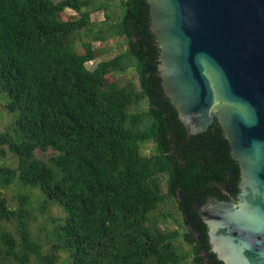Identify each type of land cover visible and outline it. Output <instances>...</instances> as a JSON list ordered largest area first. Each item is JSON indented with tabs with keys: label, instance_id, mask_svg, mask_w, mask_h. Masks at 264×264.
Segmentation results:
<instances>
[{
	"label": "trees",
	"instance_id": "1",
	"mask_svg": "<svg viewBox=\"0 0 264 264\" xmlns=\"http://www.w3.org/2000/svg\"><path fill=\"white\" fill-rule=\"evenodd\" d=\"M113 6L116 19L92 20L93 11ZM68 9L78 17L64 19ZM150 25L147 0H0V97L13 118L0 131V254L16 264H29L32 256L33 264H54L57 252L69 264H181L188 257L194 264H224L209 253L204 230L196 236L188 224L181 223L184 232L147 227L155 210L170 218L163 210L171 202L181 218L191 195L220 197L207 191L215 183L236 189L240 174L231 173L236 162L217 121L186 141L164 95ZM83 36L93 42L123 38L127 50L89 70L95 52L91 42L77 51ZM128 68L137 73L136 90L108 78ZM144 102L147 109H141ZM147 144L148 157L142 154ZM213 144L220 151L216 171ZM203 147L209 148L200 152ZM38 152L51 154L43 159ZM195 153L205 164L180 161ZM10 155L13 162L4 164ZM35 189L43 198L37 205L27 191ZM50 202L63 217L50 235L54 244L43 246L31 239L29 222ZM12 221L16 236L1 225Z\"/></svg>",
	"mask_w": 264,
	"mask_h": 264
},
{
	"label": "water",
	"instance_id": "2",
	"mask_svg": "<svg viewBox=\"0 0 264 264\" xmlns=\"http://www.w3.org/2000/svg\"><path fill=\"white\" fill-rule=\"evenodd\" d=\"M158 73L187 138L217 118L241 169L238 201L197 209L224 264H264V0H147Z\"/></svg>",
	"mask_w": 264,
	"mask_h": 264
},
{
	"label": "rangeland",
	"instance_id": "3",
	"mask_svg": "<svg viewBox=\"0 0 264 264\" xmlns=\"http://www.w3.org/2000/svg\"><path fill=\"white\" fill-rule=\"evenodd\" d=\"M55 2L60 1V0H54ZM99 2V4L102 3H112L113 5L115 4L116 0H95ZM93 5L96 6V4L93 3ZM119 12L118 9L113 6L111 11H104V10H96L92 12L91 18L93 21H103V20H109L112 21L113 19H116L118 16ZM62 17L64 19H69V18H74L78 17V14L73 11V10H66L63 14ZM109 17V18H108ZM91 42V46L95 52V57L92 61L88 62L86 64L87 68L89 70H93L99 63L103 61H108L116 56H119L123 54L127 50V45L126 42L123 38H110L107 41L104 42H93L91 38L83 36L79 37L77 40V51L82 53L83 52V43ZM108 78L110 81H115V83L119 87H124L127 89H137L138 88V77L135 69L133 68H128L126 71H113L108 75ZM2 98L0 97V131H4L8 125H10L11 120L13 119L10 114L5 112L2 106ZM135 106L131 107V111H133ZM141 109H147L146 102H144L141 105ZM152 153V144H147L142 152L144 156H150ZM51 154V152H38L36 153V156L39 158L46 159L48 156ZM13 162V159L10 156L8 158H5L3 160L4 164H10ZM162 181L163 187L166 185V181ZM32 194V199L35 201V205H37V202H42L43 198L41 196V193L39 190H27ZM171 203L168 204V207L164 209V214H170V218L164 219L161 217L162 211L160 210H155L148 221L147 227L152 228V227H157L160 230H173V229H179L180 232H184L185 228L181 226L182 220L180 218V214L178 209L176 208L175 205H171ZM13 206L16 204L13 203ZM32 217L34 218L33 221L29 222V230L31 234V239L33 240H39L43 246L47 243H53L55 240H52V237L50 236L51 233L53 234V229L56 227V219L58 220L59 218L63 217V212L60 206L57 204H54L50 202L47 207L44 210H39V211H34L32 214ZM4 228L7 229L11 234L16 233V223L14 221L4 223L2 222L1 224ZM183 225V223H182ZM177 245L183 246L182 248L189 250V247L184 245L182 240L177 241ZM53 253V251H50ZM55 254V253H53ZM54 264H69V258L67 255H64L60 252H57L55 254V259H54ZM0 264H16L14 261H12L8 256H6L4 253L0 254ZM29 264H33V256L31 257V261ZM181 264H194L193 258L188 257L183 263Z\"/></svg>",
	"mask_w": 264,
	"mask_h": 264
},
{
	"label": "flooded vegetation",
	"instance_id": "4",
	"mask_svg": "<svg viewBox=\"0 0 264 264\" xmlns=\"http://www.w3.org/2000/svg\"><path fill=\"white\" fill-rule=\"evenodd\" d=\"M166 111V110H164ZM176 111V110H175ZM178 115V113H177ZM179 119V117H178ZM180 121V119H179ZM218 122L217 118L215 119V121L213 122V124L215 122ZM219 123V122H218ZM180 124L183 125L180 121ZM212 124V125H213ZM211 125V126H212ZM220 125V124H219ZM210 126V127H211ZM184 127V125H183ZM209 127V128H210ZM221 127V126H220ZM208 128V129H209ZM185 129V127H184ZM222 129V128H221ZM186 131V129H185ZM208 130H206L205 132H207ZM223 131V130H222ZM205 132H202V133H205ZM202 133H199V134H202ZM197 134V135H199ZM224 135V133H223ZM186 136H187V133H186ZM196 136V135H194ZM193 137V136H192ZM225 138V137H224ZM191 139V138H190ZM190 139H186L187 142L190 141ZM226 140V139H225ZM227 141V140H226ZM206 148H209V147H203L200 149V152H202L203 150H207ZM194 151H196V148H193ZM210 150H213V158L215 159L214 160V163L215 165L212 167L213 170H217L218 169V166H219V162H220V154H219V150L217 149V146H215L214 144L211 146V149ZM209 150V151H210ZM231 150V148H230ZM183 153L184 154H187L185 153L186 151H188V148H184L183 150ZM196 154V155H195ZM193 154V156L189 157L188 158V161L184 158V157H180V161L183 162L184 165H188L187 163L191 164V163H195V162H202L205 164V161H203V157L201 156V154L199 153H195ZM231 155V153H230ZM185 156V155H184ZM231 158L233 159V157L231 156ZM195 159V160H194ZM233 161L236 162V164L238 165V169L236 170L237 166L236 164L234 163H230L229 166H231V173H233V175L235 176V173H240L239 174V182H238V185H237V188L236 189H232L229 185H227L226 183L224 184H221V183H215L211 188H208V192H211L212 190H215L217 191L220 195V197L218 196H215V195H206V192L205 193H199L200 195L198 196V199L195 195H191L190 198H188V201L185 202V204L182 206L183 210L180 211L181 213V219H182V223L183 224H188L187 226L193 231L195 232L196 236H198L200 233H201V230H204L206 232V236H207V240H208V243H209V253L211 254H214V252L212 251V246L210 244V240H209V229L207 227V225L203 222L202 218L200 217V215L198 214V211L197 209L199 207H203V206H206L209 202V200L211 198H218L219 200H224V201H234V202H237L238 201V197H237V194L239 193V187H240V183H241V169H240V164L237 160L233 159ZM207 165V164H206ZM200 168V163H199V166ZM208 171V169H206ZM237 190V192H235ZM177 194L179 196V201L180 202H184V198H183V195L182 193L180 192V189L177 190ZM201 196V197H200ZM204 198V199H203ZM203 199V202L201 201ZM192 206V207H191ZM191 207V208H190ZM198 238V237H196Z\"/></svg>",
	"mask_w": 264,
	"mask_h": 264
}]
</instances>
